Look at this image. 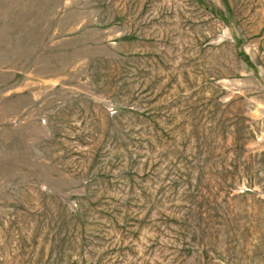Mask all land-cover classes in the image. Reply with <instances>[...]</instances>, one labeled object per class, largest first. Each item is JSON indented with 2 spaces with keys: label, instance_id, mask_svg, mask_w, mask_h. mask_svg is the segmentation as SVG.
Here are the masks:
<instances>
[{
  "label": "rangeland",
  "instance_id": "rangeland-1",
  "mask_svg": "<svg viewBox=\"0 0 264 264\" xmlns=\"http://www.w3.org/2000/svg\"><path fill=\"white\" fill-rule=\"evenodd\" d=\"M0 264H264V0H0Z\"/></svg>",
  "mask_w": 264,
  "mask_h": 264
}]
</instances>
